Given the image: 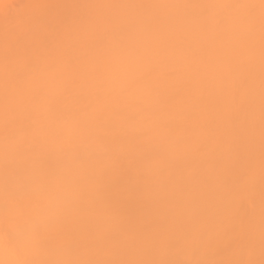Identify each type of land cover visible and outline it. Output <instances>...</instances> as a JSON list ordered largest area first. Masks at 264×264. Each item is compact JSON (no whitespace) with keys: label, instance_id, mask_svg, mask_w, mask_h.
I'll return each mask as SVG.
<instances>
[{"label":"bare ground","instance_id":"6f19581e","mask_svg":"<svg viewBox=\"0 0 264 264\" xmlns=\"http://www.w3.org/2000/svg\"><path fill=\"white\" fill-rule=\"evenodd\" d=\"M0 264H264V0H0Z\"/></svg>","mask_w":264,"mask_h":264}]
</instances>
